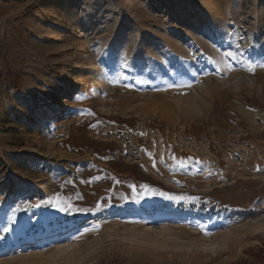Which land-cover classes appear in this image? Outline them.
I'll list each match as a JSON object with an SVG mask.
<instances>
[{
	"label": "rangeland",
	"instance_id": "rangeland-1",
	"mask_svg": "<svg viewBox=\"0 0 264 264\" xmlns=\"http://www.w3.org/2000/svg\"><path fill=\"white\" fill-rule=\"evenodd\" d=\"M260 64L264 0H0V264H264Z\"/></svg>",
	"mask_w": 264,
	"mask_h": 264
},
{
	"label": "snow or ice",
	"instance_id": "snow-or-ice-1",
	"mask_svg": "<svg viewBox=\"0 0 264 264\" xmlns=\"http://www.w3.org/2000/svg\"><path fill=\"white\" fill-rule=\"evenodd\" d=\"M225 55L230 57L233 60L237 59V57L231 52L226 53ZM259 67H264V64H260ZM246 68H247V71H249L250 73H254L256 71V67L252 66V65H246ZM230 70H235V69L230 67ZM120 79H122L121 76H114L113 79L111 80V83L117 84V83H119ZM184 86L185 87H191L190 84H187V85H184ZM169 87H172V86L170 85ZM172 159L176 160L178 158L173 156ZM180 164H181V166H183V161H180ZM153 166H155V165H153ZM167 198L170 199V200H175L177 202H179L180 200L192 201L194 199L193 197H187V196H182V197L169 196ZM56 199L58 200L59 197H57ZM78 199H82V197H78ZM48 203L49 204H53V200H49ZM102 205H103V202L102 201H98L97 204L95 205V208H84V209H75V210L76 211H80V212H84V213H94L95 211L99 210L102 207ZM56 206H58V205H56ZM28 207H39V205H34L33 204V205H28ZM72 207H73L72 205H66L64 207H60L59 210L61 212H68ZM20 211H26V209L21 208V207H17L15 209V211L13 212V216H15L16 212H20ZM28 219L30 220V217ZM95 228H96V230H98L99 226L97 225V226H95ZM12 230L13 229L5 227L2 231L7 233V232L12 231ZM87 231L88 230H85V232H81L80 235L73 236L72 238L78 240V239H80L81 236L85 235ZM5 238H6L5 236L0 235V240H3Z\"/></svg>",
	"mask_w": 264,
	"mask_h": 264
}]
</instances>
